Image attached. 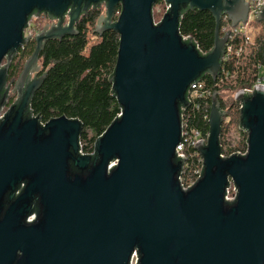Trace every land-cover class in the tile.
I'll use <instances>...</instances> for the list:
<instances>
[{"label":"water","instance_id":"water-1","mask_svg":"<svg viewBox=\"0 0 264 264\" xmlns=\"http://www.w3.org/2000/svg\"><path fill=\"white\" fill-rule=\"evenodd\" d=\"M156 1L0 0V113L9 63L30 38L29 20L43 13L53 21L35 34L15 82L18 100L0 117V264H130L133 254L136 264H264V86L234 96L239 129L247 134L244 154L221 156L226 112L217 93L207 141L194 145L200 176L186 190L179 183L183 157L175 151L191 84L220 73L229 35H220L221 17L232 27L245 23L249 4L163 0L166 10L154 24ZM101 6L94 33L119 35L109 82L121 111L93 153L81 154L79 120L41 123L29 109L46 71L27 78L39 70L47 41L77 35L80 18ZM193 9L215 19L206 53L178 30L182 13ZM255 21L264 24V6ZM230 182L232 200L225 199Z\"/></svg>","mask_w":264,"mask_h":264},{"label":"trees","instance_id":"trees-1","mask_svg":"<svg viewBox=\"0 0 264 264\" xmlns=\"http://www.w3.org/2000/svg\"><path fill=\"white\" fill-rule=\"evenodd\" d=\"M165 10L164 1L157 0L152 9L154 21L162 18ZM102 11L103 8L91 9L84 14L76 24L77 35L45 43L40 57L46 75L42 85L31 98L29 106L32 115L41 123L60 116L79 120L82 124L79 142L83 153L92 152L95 140L121 111L109 82L117 59L119 35L114 30L105 31L101 35L94 33L97 18ZM231 28L230 22L220 21V35ZM178 30L182 36L191 37L198 49L206 53L213 45L215 19L209 11L186 10L181 15ZM243 40L238 36L235 39L238 43H243ZM247 47L250 52L248 61L239 57L224 62L215 80L208 75L202 78L211 93L218 94L222 90L237 91L253 84L259 71L258 66L264 67L262 22H253L251 41ZM26 54L24 50L20 51L13 63L15 65L10 68V76L16 75L18 63L25 59ZM235 63H238L236 68L233 66ZM225 72L227 75H224ZM218 99L221 108L226 111L219 136L221 153L225 156L236 152L243 153L247 147V134L239 129V103L233 99L227 104ZM199 101L200 106L188 107L183 112L182 119L186 128L207 134L208 121L203 115L209 111L211 97ZM227 125H234L241 135L232 148H228L225 141ZM193 162H196L195 158Z\"/></svg>","mask_w":264,"mask_h":264},{"label":"built area","instance_id":"built-area-1","mask_svg":"<svg viewBox=\"0 0 264 264\" xmlns=\"http://www.w3.org/2000/svg\"><path fill=\"white\" fill-rule=\"evenodd\" d=\"M245 1L248 2L249 4L247 20L245 23H241V22L238 23V25L235 27L231 26L232 28L228 30L229 35H228L227 42L225 44V50L222 56V63L232 61L233 59H238L239 57L241 59H246V61L249 60L250 52L247 47V44L251 41L252 25H253V22H256L255 15L259 14L262 11V8L264 6V0H245ZM118 13L119 12L117 11L116 16ZM221 21L230 22L226 15L221 17ZM154 24H157V22L154 21ZM222 31L223 32L225 31V26L222 27ZM25 36H27L26 33H25ZM237 36L242 37L244 39L243 40L244 42L243 43L236 42L235 39ZM183 37L184 39H186L189 36L187 37L183 36ZM237 64L238 63H235L233 66H235L236 68ZM221 69H222V66H221ZM258 69L259 71H258V74L253 84L241 90L233 91L234 96L239 91L245 90V91L252 92L255 86H258V85L264 86V67L260 68V66H258ZM224 75H227V72H225ZM220 93L221 91L218 92V98H220L223 101V98ZM211 96H212L211 90L206 88L204 82H202V79L200 81L192 83L188 90V100L190 102V106L195 105L199 107L200 106L199 100L205 101ZM239 109H240V103H239ZM223 110L225 111V109ZM4 111L5 110H3L0 113V117L3 116ZM184 111H182L181 113V119H182V114ZM203 118L208 121L209 111L208 113L205 112V114L203 115ZM207 137H208V133L203 134L199 130L186 128L185 124L183 123V119H182L181 141L176 146L175 151L177 154L176 157H179V156L183 157V165H182V170L179 176V183H180L181 188L184 190L191 187L200 176V172L202 169V158L200 154L196 151L194 145L201 140L203 141V143H206ZM79 145H80V142H79ZM192 148L193 150L191 151ZM79 152L81 154H92L93 150L90 153H83L81 150V145H80ZM245 152L243 153L236 152V153L244 154ZM221 156H225V155L221 153ZM194 158L196 159V162H193ZM113 165H115V163L110 164L108 168H111ZM234 188L235 187L233 183L230 182V186L226 189L225 199L232 200L234 198L235 193H236ZM34 218H35L34 214L30 215L27 218V222H31L32 220H34ZM136 263H137V256L136 254H133L130 260V264H136Z\"/></svg>","mask_w":264,"mask_h":264},{"label":"flooded vegetation","instance_id":"flooded-vegetation-1","mask_svg":"<svg viewBox=\"0 0 264 264\" xmlns=\"http://www.w3.org/2000/svg\"><path fill=\"white\" fill-rule=\"evenodd\" d=\"M102 8H103V6H101L100 9H102ZM34 18L35 19H42L43 21H45V23L43 24V27L45 25H47V24L49 25V24H51L53 22V21L49 20L48 17L45 14H43V13L40 14L38 17H34L33 16L29 20L28 26L24 30V33H26V35H30L29 41L22 45V47L18 50V52L14 55V57L11 59V61L9 63L8 72H7V79H6V83L4 85V88H8L7 103H6V106L4 107V110L9 108V106L13 105L18 100V90L14 91L15 90L14 89L15 88V82H16L20 72L22 71V69L24 67L25 61L30 57V55L32 54V52H33V50L35 48V45H36V41H35L34 36H35V34L37 32L35 31L36 33L35 32L34 33H27V31L29 32V30L32 27L31 21ZM115 19L116 18H114V20ZM24 36H25V34H24ZM21 50H24L27 53L26 54L27 56L25 57V59L20 64L18 63V68H17L16 75L14 77L10 76V72H9L10 68H11L12 65H15L13 63H15V59H17V56H18V54L20 53ZM28 52H30V53H28ZM5 64H7V59L6 58L3 59L1 65H5ZM36 65L39 67V70L38 71H30L29 72V75H28V78H27L28 82H31L32 80L39 78L40 75H42L44 73V71H45V68L43 67L42 62H41L40 55L38 57Z\"/></svg>","mask_w":264,"mask_h":264},{"label":"rangeland","instance_id":"rangeland-1","mask_svg":"<svg viewBox=\"0 0 264 264\" xmlns=\"http://www.w3.org/2000/svg\"><path fill=\"white\" fill-rule=\"evenodd\" d=\"M102 13H103V11H102ZM159 20H156L155 22H158ZM44 23H45V21H43L42 19H35L34 18L31 21L32 27L29 30V32L27 31V33H34L35 31L38 32L39 29H42ZM220 94L223 98V101L227 104L231 103L233 98H234L233 97L234 96L233 90H222ZM227 128H228V130L225 134V141L227 142V147L232 148L235 146V144H237V142L241 138V135L235 129L234 125H229V126L227 125ZM224 146H226V145H224Z\"/></svg>","mask_w":264,"mask_h":264}]
</instances>
